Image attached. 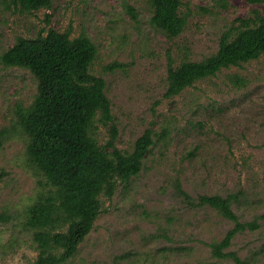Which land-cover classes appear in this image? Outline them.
Listing matches in <instances>:
<instances>
[{
    "label": "rangeland",
    "instance_id": "rangeland-1",
    "mask_svg": "<svg viewBox=\"0 0 264 264\" xmlns=\"http://www.w3.org/2000/svg\"><path fill=\"white\" fill-rule=\"evenodd\" d=\"M224 1L182 0L186 25L167 37L150 24L148 0H53L49 9L30 12L0 0V53L18 36L71 25V37L86 34L97 46L91 70L105 80L116 146L130 151L146 128L153 130L140 172L117 183L110 198L101 196L92 230L66 264H236L214 256L210 246L232 220L197 202L203 194L234 195L231 207L241 221L264 212V55L164 96L169 55L173 65L200 60L217 50L235 18L252 9L264 14V2ZM114 62L121 65L106 69ZM35 93L29 70L0 63V127L10 130L0 150V213L8 215L0 219V264H32L36 256L22 222L46 186L28 163L26 137L15 126L17 106L28 105ZM95 124L94 135L104 143L109 127ZM258 223L224 250L264 264V219Z\"/></svg>",
    "mask_w": 264,
    "mask_h": 264
},
{
    "label": "trees",
    "instance_id": "trees-1",
    "mask_svg": "<svg viewBox=\"0 0 264 264\" xmlns=\"http://www.w3.org/2000/svg\"><path fill=\"white\" fill-rule=\"evenodd\" d=\"M21 12L49 9L53 0H7ZM225 4L224 0H220ZM262 3L264 0H246ZM149 22L167 37L179 35L189 12L182 11V0H148ZM128 12L135 17L132 7ZM97 46L86 34L71 37V25L64 31L48 28L33 37L18 36L0 53L4 66L29 70L36 79V93L26 106L16 108L15 126L26 137L28 163L46 186L26 207L22 222L30 231L36 256L32 264H66L77 253L79 244L92 230L101 211V196L110 198L117 183L137 175L153 144V130L146 128L130 151L115 144L117 127L105 80L91 70ZM264 55V14L252 9L237 17L219 37L217 50L200 60L184 59L173 65L168 57L165 97L179 94L195 81L215 75L222 68L240 65ZM114 62L106 66L113 69ZM236 82L241 80L235 76ZM96 122L108 125L109 137L99 143L94 135ZM0 127V150L9 136ZM3 170H0V178ZM188 197V194L179 188ZM234 195L203 194L199 205H209L233 225L219 241L210 243L217 257H230L236 264H251L235 251L226 249L233 237L245 229L254 230L264 212L250 221H241L231 207ZM5 213L0 219L6 220Z\"/></svg>",
    "mask_w": 264,
    "mask_h": 264
}]
</instances>
